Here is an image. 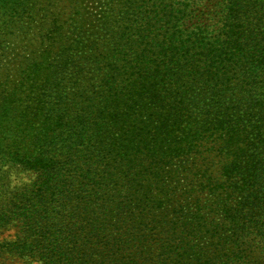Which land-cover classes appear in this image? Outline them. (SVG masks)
<instances>
[{"label":"trees","instance_id":"trees-1","mask_svg":"<svg viewBox=\"0 0 264 264\" xmlns=\"http://www.w3.org/2000/svg\"><path fill=\"white\" fill-rule=\"evenodd\" d=\"M10 226L0 264H264V0H0Z\"/></svg>","mask_w":264,"mask_h":264},{"label":"rangeland","instance_id":"rangeland-1","mask_svg":"<svg viewBox=\"0 0 264 264\" xmlns=\"http://www.w3.org/2000/svg\"><path fill=\"white\" fill-rule=\"evenodd\" d=\"M32 176L29 173H15L14 175H11V180L14 182H19V181H24L27 182L28 180H30ZM16 227L14 226H10L7 229H0V242L2 241H8V240H12L16 234ZM9 263L11 264H22L21 261L17 260V259H9L8 260Z\"/></svg>","mask_w":264,"mask_h":264}]
</instances>
